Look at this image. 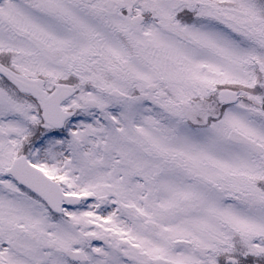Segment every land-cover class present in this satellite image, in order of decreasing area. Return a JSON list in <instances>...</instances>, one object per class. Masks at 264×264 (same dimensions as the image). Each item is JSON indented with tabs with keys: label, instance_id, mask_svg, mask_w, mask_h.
Here are the masks:
<instances>
[{
	"label": "snow or ice",
	"instance_id": "6c2138e0",
	"mask_svg": "<svg viewBox=\"0 0 264 264\" xmlns=\"http://www.w3.org/2000/svg\"><path fill=\"white\" fill-rule=\"evenodd\" d=\"M0 264H264V0H0Z\"/></svg>",
	"mask_w": 264,
	"mask_h": 264
}]
</instances>
